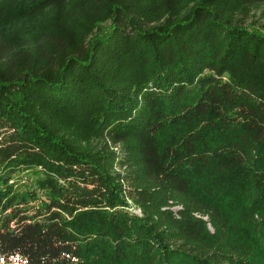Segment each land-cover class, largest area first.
Listing matches in <instances>:
<instances>
[{"label":"trees","instance_id":"obj_1","mask_svg":"<svg viewBox=\"0 0 264 264\" xmlns=\"http://www.w3.org/2000/svg\"><path fill=\"white\" fill-rule=\"evenodd\" d=\"M258 3L0 0L30 26H0V254L264 264V28L231 19Z\"/></svg>","mask_w":264,"mask_h":264},{"label":"rangeland","instance_id":"obj_2","mask_svg":"<svg viewBox=\"0 0 264 264\" xmlns=\"http://www.w3.org/2000/svg\"><path fill=\"white\" fill-rule=\"evenodd\" d=\"M231 19L235 23H241L244 25H252L255 27L261 26L262 28H264V3L252 4L247 7L246 6L242 7L240 10L232 14ZM108 25H109V21H103L99 23L98 25H96V27L93 29V32H99L100 30H106ZM0 26L4 33L11 35L12 37H14V39H18V38L20 39L22 37L27 36L28 30H30V26L28 25V23L24 21L23 22H20V21L10 22L8 20L3 19L1 15H0ZM65 124L69 127V130L72 133L74 131L73 126L75 124L70 121L69 122L67 121ZM77 127H79V129H77V131L72 134L74 138L75 137L77 138V136L79 135H84V132H81L80 123ZM85 138H87V136ZM92 142H95V140ZM108 145L111 146V144L109 143ZM112 149L117 150L118 146L116 147L112 146ZM32 183H33L32 174L29 175L25 172H20L16 174V183L14 185V188L26 189L29 187L30 189L34 190L36 188L31 186ZM37 191L39 194L43 196V191L41 190H37ZM128 202L131 204L130 209H132L133 211H135L141 216L142 213L140 211V208L137 207L135 204H132L131 200L129 199H128ZM177 207L179 206H174V208H177ZM203 218L206 219V216H203ZM208 229L211 232L213 231L210 225H208ZM193 245L198 246V250H201L202 252L205 251L206 249H209V247L201 245V243L199 244L196 243ZM193 245H191V247Z\"/></svg>","mask_w":264,"mask_h":264},{"label":"built area","instance_id":"obj_3","mask_svg":"<svg viewBox=\"0 0 264 264\" xmlns=\"http://www.w3.org/2000/svg\"><path fill=\"white\" fill-rule=\"evenodd\" d=\"M0 264H28L27 257L20 252L0 254Z\"/></svg>","mask_w":264,"mask_h":264}]
</instances>
